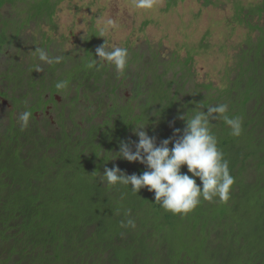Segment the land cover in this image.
I'll return each mask as SVG.
<instances>
[{"label":"trees","instance_id":"obj_1","mask_svg":"<svg viewBox=\"0 0 264 264\" xmlns=\"http://www.w3.org/2000/svg\"><path fill=\"white\" fill-rule=\"evenodd\" d=\"M41 1L0 0V10L3 5L28 6V17L22 23L0 12V51L8 47L0 64L12 67L6 75L1 74L19 90L16 96H31L15 101L30 104L26 108L19 103L18 112L33 113L34 103H40L45 92L62 96L64 89L55 87L58 81H67L66 89L74 87L75 95L80 90L85 100L95 91L107 92L109 99L102 103L96 95V108L87 103L86 109L102 118L88 127L74 123L76 135L75 130L54 134L49 128L43 133L36 127L40 119L34 116L23 130L18 123L0 122V264H264V136L256 133L257 127H264V39L254 44L253 57L245 54L246 49L241 51L235 77L229 86L217 90V101L216 88L211 83L204 85L206 90L214 89L211 100L216 105L226 104L229 116L242 118L239 137L230 134L222 119L210 121L213 134L214 130L223 132L217 146L235 178L230 199L227 203L218 198L201 200L187 215H173L155 202L154 192L146 187L136 195L131 186H110L101 176L105 168L117 167L127 175L147 170L139 162L116 158L121 141L129 142L135 151V125L146 124L143 130L159 145L164 139H177L176 129L182 134L185 121L180 117L187 119L196 111L207 113L211 102L198 101L201 91L181 93L191 56L179 64L176 80L164 81L166 69L159 71L155 60L146 62L148 66L143 64L137 74L127 73L135 81L131 84L130 79L129 96H121L122 79L107 72L108 63L99 70L87 67L98 59L95 50L103 44L95 32L83 39L82 48L63 54L54 53L56 48L45 33L39 41L21 37L29 19H36L37 24L44 20L54 23L61 0ZM165 1L166 9L175 2ZM255 10H264V0ZM37 48L63 60L43 64L37 59ZM38 64L43 71L36 70ZM146 73L151 74V84ZM240 78L251 83L237 87L246 94L238 105L227 90L232 93L231 87L234 82L237 86ZM248 85L255 88L247 89ZM250 101L254 104L248 111ZM259 107V120L249 121L247 117ZM61 116L63 119V113ZM181 172L187 173L186 166ZM196 183L201 186L199 178ZM248 191L254 198H249ZM128 219L134 220V228L122 226ZM188 241H195L190 250L183 246Z\"/></svg>","mask_w":264,"mask_h":264},{"label":"rangeland","instance_id":"obj_2","mask_svg":"<svg viewBox=\"0 0 264 264\" xmlns=\"http://www.w3.org/2000/svg\"><path fill=\"white\" fill-rule=\"evenodd\" d=\"M41 2L45 1L42 0ZM261 2L262 0H175L166 9V1L157 0V5L153 9L144 10L136 9L134 0H61L56 5L53 15L54 23H47L44 20L37 24L36 19H29L27 22L29 24L22 31L21 37H26L29 41L32 39L39 41L41 35L45 33L46 37L52 40L53 47L56 48L55 54L57 52V54H63L70 49L82 48L83 39L92 32L97 34L98 39L103 44L106 43L108 49L126 45L129 52L128 67L125 74L120 76L114 66L110 64H108L107 70L113 74L114 78L118 76L119 79H122L118 89L121 96H129L131 84L135 81V78L129 77L127 73L138 72L140 68L143 69V64L148 66L146 62L155 60L157 68H160L159 71L166 69L164 81L171 78L176 80L174 72L179 68V64L191 56V60L187 64L189 73L186 80L181 82V93L187 95L190 92L201 91L203 95L198 101L205 104L211 102L209 106H212L216 105L211 100L214 98V89L206 90L204 85L211 83L212 87L216 88L214 100L217 101V90L223 89L226 85L229 86V81L235 77L238 70V59L242 55L241 51L246 49L247 53L245 54L250 58L253 57L255 55L254 44L260 39H264V10L260 13L254 11ZM27 7V5L20 4L16 7L3 5L0 12L2 16L15 18L17 23H22L28 17ZM23 9L25 12L22 11ZM108 19H112L116 26L110 28L101 37V29L106 26ZM142 23L147 24L142 27ZM32 47L30 46L31 51ZM7 48L6 46L1 52L4 55L0 56V60L7 57ZM135 51L136 55L132 56L131 53ZM23 60H28V58H23ZM129 60L132 61L129 62ZM146 75L147 82L149 81L151 84V74L146 73ZM130 79L131 84H129ZM245 83L250 84L251 82L243 81L240 78L238 85L236 86L234 82L231 87L232 93L227 90L228 94H232L236 98L238 105L246 95L241 90V85ZM238 86L241 88L237 89ZM248 87L255 88L252 85L246 86L247 89ZM18 91L16 90L15 93ZM62 92V96L58 95L57 98L61 99L63 103V131L73 130L74 132L75 130L74 135H76L77 128L73 127L74 123L81 127H88L92 122L101 120L102 115H95L85 106L88 102H92V107L96 108V95L99 96L102 103H105L109 99L107 92H90L86 100L80 96V90L75 95L74 87L70 90L69 88L64 89ZM206 92L209 94H205ZM73 95H78V97ZM196 95L197 93L194 96ZM29 97L31 98L29 95L27 99ZM9 104L13 106L14 111L10 112L6 119L9 118L13 124L18 123L17 125L21 126L19 116L22 112L17 113L15 111L19 110V104L15 103L13 99L9 100ZM20 104L26 108L30 105L28 102H20ZM253 104V101L248 102V111L252 109ZM5 105L2 103L1 109ZM49 109L51 111L57 110L51 105H49ZM260 110L259 107L247 119L252 122L259 120ZM237 112L241 113L240 108ZM47 117L50 123L46 121V123L37 124L36 127L43 133L48 128L51 133H61V129L57 128L59 127L57 122L59 119L56 118V113H48ZM2 124H6L5 120L2 121ZM213 132L217 140L223 139V132L218 130ZM256 133L264 136V127H257ZM260 139H262L261 136ZM252 177L253 173L251 172ZM249 198H254L250 192ZM242 202L244 203L243 206L247 204L243 200ZM194 222V220L189 222L190 227ZM195 232L197 233V231ZM194 242H185L183 246L190 250L195 245ZM175 248L182 247L176 246Z\"/></svg>","mask_w":264,"mask_h":264},{"label":"clouds","instance_id":"obj_3","mask_svg":"<svg viewBox=\"0 0 264 264\" xmlns=\"http://www.w3.org/2000/svg\"><path fill=\"white\" fill-rule=\"evenodd\" d=\"M156 5L157 0H134L136 9L150 10ZM115 26V22L108 19L106 26L101 29V37ZM35 52L43 64L51 65L63 60L62 56H50L45 49L37 48ZM95 52L98 59L92 60L88 68L99 70L104 63H108L114 66L120 76L125 74L128 67L127 48L116 46L108 49L104 42ZM36 70L43 71V67L38 64ZM55 87L58 90L66 89L68 82L58 81ZM228 111V105L218 104L207 107V113L196 111L187 119L184 115L180 117L185 121L182 134L176 129L174 135H178L177 139L170 137L162 140L159 145L155 137H150L143 130L146 124L135 125L133 132L138 137V142L134 143L135 151L129 142L121 141L116 158L139 162L147 170L140 175H127L117 167L105 168L101 176L103 181L110 186H131V191L136 195L146 187L148 191L154 192L155 202L173 215H187L195 210L201 200L213 202L218 198L219 202L227 203L235 178L230 174L229 162L217 146L218 141L211 131L210 121L222 119L233 137L241 136L242 118L229 116ZM32 118L33 113L30 111L20 114L22 130L29 126ZM182 166H186L187 173L181 172ZM196 178H199L201 186L197 185ZM122 226L134 228L135 222L128 219L122 222Z\"/></svg>","mask_w":264,"mask_h":264},{"label":"flooded vegetation","instance_id":"obj_4","mask_svg":"<svg viewBox=\"0 0 264 264\" xmlns=\"http://www.w3.org/2000/svg\"><path fill=\"white\" fill-rule=\"evenodd\" d=\"M96 37H97V35H96ZM124 47L127 48L126 45ZM127 50L129 52L128 48H127ZM1 55L3 56L4 54L1 53V51H0V56ZM3 59H5V58H3ZM11 68H12L11 66L8 67V65H6V64L5 65H3L2 63L0 64V105L2 106V103L6 104L4 106V108H2V109L0 106V122L5 120L6 124L10 123L9 118L6 119V116H8V114L10 112L14 111L13 106L11 104H9V100L10 99H13L14 101L21 100L20 96H16V94H15L16 90L11 86L12 84L11 85L8 84V81H7V78L5 77V75L1 74L3 71L4 72L6 71L5 73H8ZM57 97H58L57 94H54V93L50 94L48 92H45V94L43 95V99L40 101V103H37V104L34 103L35 109L33 110V116L37 117L38 120L40 119L39 120L40 124L46 123V121H49V123H50V120L48 119L47 114L51 113V112H53V113L55 112L56 118L59 119L57 121L59 127H57V128H60L62 130L64 128L63 123H62L63 119L61 116V113H63V106H62L63 103H62L61 99H58ZM25 99H27V98H25ZM25 99L22 98V100H25ZM15 103L19 104L20 102H15ZM49 105L53 106L54 108H57V110L51 111L49 109ZM15 111L18 113V110H15Z\"/></svg>","mask_w":264,"mask_h":264}]
</instances>
